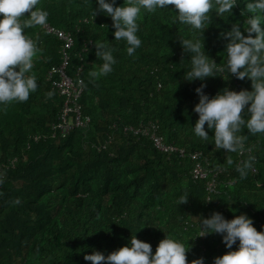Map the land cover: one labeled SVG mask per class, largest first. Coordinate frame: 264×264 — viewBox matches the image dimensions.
I'll list each match as a JSON object with an SVG mask.
<instances>
[{"label":"trees","instance_id":"1","mask_svg":"<svg viewBox=\"0 0 264 264\" xmlns=\"http://www.w3.org/2000/svg\"><path fill=\"white\" fill-rule=\"evenodd\" d=\"M122 4L123 0H116L114 6ZM37 7L48 12L49 25L73 34L69 73L82 65L86 87L79 104L91 121L65 137H51L61 98L50 89L45 73L59 65L61 45L41 26L24 29L40 49L32 70L37 90L27 101L0 110V172L4 174L0 184V264H90L83 259L85 255L98 251L107 256L126 246L133 235L149 243L154 254L165 234L188 246V264L199 258L212 264L214 257L236 250V245L226 249L217 234L195 237L198 232L192 219L208 218L212 212L221 213L226 220L245 214L260 231L264 135H248L246 143L254 147L256 156L255 172L239 180L234 165L248 153H225L191 131L198 119L192 111L198 103L194 90L201 83L203 92L211 97L223 88L250 91L251 82L234 76L227 81L219 77L184 80L189 57L178 38H186L188 33L186 26L171 23L169 13L142 11L137 33L142 46L128 56L124 42L113 40L110 17L97 13L92 19L95 0H39ZM243 7H234L228 18L210 13L201 38L205 54L214 62L223 59L227 41L221 34L234 22L242 25L239 13ZM164 11L176 15L172 5ZM261 27L264 30V24ZM104 38L116 49L117 62L111 73L89 82L88 72L102 63L95 57L92 42ZM89 40L91 48L81 52ZM49 91L54 92L50 99L45 96ZM147 122L157 126V134L165 142L187 153L200 152L208 167L218 172L211 201H206L203 181L191 178L189 157L157 151L147 137L123 131L126 126ZM205 131L211 139L213 131L207 125ZM109 133L113 141L102 149ZM241 134L247 135V130L242 129ZM35 135L42 138L34 142ZM228 156L234 165H227ZM185 192L187 202L176 205Z\"/></svg>","mask_w":264,"mask_h":264},{"label":"clouds","instance_id":"2","mask_svg":"<svg viewBox=\"0 0 264 264\" xmlns=\"http://www.w3.org/2000/svg\"><path fill=\"white\" fill-rule=\"evenodd\" d=\"M86 2L89 3V0ZM38 3L39 0H0V110H6L13 102L27 101L30 93L37 90V77L32 70L34 58L40 49L37 42L24 33V29L35 26L42 28L48 24L49 14L46 10L37 7ZM95 3L97 7L91 8L90 12L92 19L97 13L110 17L114 29L113 40L124 42L128 56H134L136 50L142 46V40L137 35L140 30L138 19L142 11L148 14L169 13L171 23L186 26L188 33L186 38H178L183 52L189 57L187 71H184L183 75L184 80L192 82L219 77L227 81L230 76H234L238 80L247 78L251 82L250 91L223 88L211 97L203 92L205 85L201 83L200 87L194 90L198 96V103L194 105L192 111L198 119L191 127V131L202 141L211 140L216 149H223L225 153H235L238 156L248 153L245 159L235 165L233 158L227 157V165H234L239 180L247 178L250 172H254L256 164V156L252 154L254 147L248 145L246 141L248 135H264V30L261 27L264 24V0H123L121 6H114L116 0H95ZM241 4H244L239 13L243 18L242 25L240 22H234L230 30L221 34L227 42L221 54L222 61L216 63L203 50L202 31L209 26L210 13L214 12L220 18H228L232 15V9L239 8ZM168 5L173 6L176 15L164 11ZM25 13H27L26 17ZM92 43L95 57L102 63L88 72L89 82L111 73L117 62L113 55L116 49L105 38ZM70 62L66 73L68 77L75 79L74 72L78 67L82 70V65L75 67L69 73ZM48 71L45 73V81L57 94L46 79ZM79 78L76 83L83 92L86 84L81 78V72ZM52 91L45 94L46 98L50 99L54 96ZM245 106H247L246 110ZM148 125L155 124L147 122L124 128L138 129ZM205 125L208 130L213 131L211 139L205 131ZM242 129L247 130V135L241 134ZM127 132L132 134L131 131ZM109 136L112 137L111 141L105 143L106 140L104 147L101 146L102 149L113 141L112 133L107 134V137ZM38 137L36 141L32 138V141L37 142L42 138ZM3 182L4 174L0 172V184ZM232 182L236 183L237 179L234 178ZM188 195L187 192L179 195L175 201L176 205L185 204ZM211 200L210 197L207 199V201ZM16 203H19L18 199ZM192 220L196 222L195 229L198 232L195 237L217 234L221 236V242L226 249H232L233 245H236V250L214 257L212 264H264V226L257 231L247 215H234L232 219L226 220L221 213L212 212L208 218L197 217ZM187 230L188 226H185L184 231ZM190 239L192 238H188L187 241ZM187 251L188 246L186 247L185 243L165 234V238L159 241L153 254L149 243L142 242L133 235L126 246L110 252L107 256L93 251L83 259L90 264H188ZM190 264H204V260L195 259Z\"/></svg>","mask_w":264,"mask_h":264},{"label":"built area","instance_id":"3","mask_svg":"<svg viewBox=\"0 0 264 264\" xmlns=\"http://www.w3.org/2000/svg\"><path fill=\"white\" fill-rule=\"evenodd\" d=\"M42 29L48 34L56 36L61 42L60 48V65L47 72L46 79L51 83L53 89L62 98L57 121L51 126V137L58 134L64 137L77 129H83L88 126L90 118L83 114L82 106L79 104V98L82 89L76 83L79 78L81 67H78L74 72V78L68 77L66 70L70 62L69 51L73 46V37L70 32L59 30L55 27L46 24ZM91 47V41L83 44L82 52L87 51ZM124 132L131 131L133 135H143L149 138L152 147L160 152L168 155L176 154L178 157H189L192 161L190 169V176L194 180L203 181L206 191V201L217 187L218 172L211 170L208 167V160L201 155L200 152L187 153L183 148H179L172 143L165 142L164 139L157 134V127L155 125H148L146 127L132 129L124 128ZM39 137L35 136L36 141ZM112 137H107L105 143H109ZM104 147V146H103ZM255 172V171H254ZM257 226L261 229L264 226V218L257 221ZM204 238V237H199ZM203 249V247L201 246Z\"/></svg>","mask_w":264,"mask_h":264}]
</instances>
